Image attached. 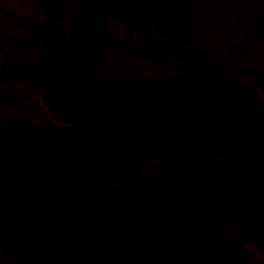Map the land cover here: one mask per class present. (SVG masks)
Wrapping results in <instances>:
<instances>
[{"label": "water", "instance_id": "95a60500", "mask_svg": "<svg viewBox=\"0 0 264 264\" xmlns=\"http://www.w3.org/2000/svg\"><path fill=\"white\" fill-rule=\"evenodd\" d=\"M34 1L46 18L0 5L22 34L0 30V50L52 54L4 70V52L0 99L61 127L0 124V264H264V98L191 57L264 76L174 52L200 33L184 0ZM143 12L178 68L156 61L166 43ZM126 23L134 77L98 75L121 41L102 35Z\"/></svg>", "mask_w": 264, "mask_h": 264}, {"label": "flooded vegetation", "instance_id": "af4514ba", "mask_svg": "<svg viewBox=\"0 0 264 264\" xmlns=\"http://www.w3.org/2000/svg\"><path fill=\"white\" fill-rule=\"evenodd\" d=\"M188 6L196 27L200 33L193 40H188L174 48L176 51H205L221 69H234L250 67L264 76V0H184ZM58 2L52 3V7ZM0 5L31 16L33 18H46L34 0H0ZM132 8H141L132 0ZM47 11L48 9L45 8ZM61 15L59 11H54ZM146 18L149 34L165 41L166 59H156L158 63L168 68H178L184 59L174 58L168 50L169 34H162L164 28L157 25L152 18L143 12ZM0 30L22 37V34L9 28L3 15L0 13ZM121 39L115 48L100 62L97 68L98 75L108 78H117L123 72L134 77L133 50L131 40H141L134 26L126 23L102 35V39ZM0 44H7L6 39H0ZM41 46V47H38ZM45 58L52 53L47 51L45 44L28 45L20 48H5L0 50V63L2 54L6 52L4 70L11 67L13 60L36 62L43 51ZM191 59L201 67L206 68L207 74L217 80H229L245 85L258 96L264 98V90L256 84L250 75L234 78L222 77L215 73L199 56ZM58 64L57 60L51 61ZM12 108L0 99V124L8 122H22L36 127H61L54 122L34 113L18 104ZM3 254L0 251V263Z\"/></svg>", "mask_w": 264, "mask_h": 264}]
</instances>
